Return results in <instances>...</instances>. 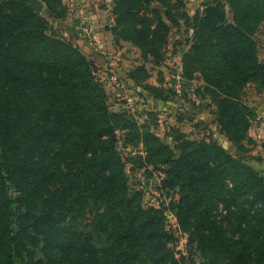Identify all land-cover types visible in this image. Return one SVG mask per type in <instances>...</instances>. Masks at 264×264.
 Instances as JSON below:
<instances>
[{
    "label": "trees",
    "instance_id": "16d2710c",
    "mask_svg": "<svg viewBox=\"0 0 264 264\" xmlns=\"http://www.w3.org/2000/svg\"><path fill=\"white\" fill-rule=\"evenodd\" d=\"M16 1L0 0V264H185L166 247L167 234L156 217L159 212L143 210L129 191L117 152L112 114L89 62L74 49L50 41L43 21ZM149 1L136 0L135 7ZM223 1L228 2L233 15V25H224L232 31L225 34L224 46L229 49L233 37L244 44L245 38L254 34L264 5L238 7L236 0ZM158 2L162 4V0ZM8 5L13 9L6 15ZM153 12L159 16L160 12ZM203 19L208 25L214 24L208 15ZM190 40L192 44L183 56L184 66L200 41L197 29ZM240 42L235 54L227 49L225 57L232 55L234 60L229 61L228 72L216 70L222 77L224 73L233 77H240L241 72L263 73L257 64H236L237 59L253 64L255 59ZM128 79L139 84L133 73ZM229 79L237 90L254 82L253 78L242 82ZM145 86L151 92L152 87ZM210 86L218 98L221 94L222 102L237 105L232 122L240 125V121H248V108L239 95H229L222 84L212 82ZM216 115L222 132L229 134L219 110ZM144 134H137L140 143H145L142 138L154 141L166 155L155 165L180 164L199 146L198 153L204 157L205 148L210 151L212 166L222 172L217 184L214 177L208 181L204 176L194 179L191 195L195 198H186L191 206L188 218L193 220L192 235L200 244L201 264H264V178L216 144L184 142L178 137L171 149L151 132ZM145 148L150 151L147 145ZM55 164V173L47 169ZM59 175L74 177L75 186L79 183L85 187L102 209L96 219L108 233L103 252L95 249L91 237L76 227L53 226V212L61 206L56 201ZM226 176H231L230 182ZM228 184H232L229 191ZM12 186L16 195L11 194ZM185 203L179 201V209ZM218 204L227 208L224 216L215 213ZM177 217L181 224L187 222L182 214ZM40 244L54 253L52 261L27 262L24 249Z\"/></svg>",
    "mask_w": 264,
    "mask_h": 264
},
{
    "label": "rangeland",
    "instance_id": "374dc122",
    "mask_svg": "<svg viewBox=\"0 0 264 264\" xmlns=\"http://www.w3.org/2000/svg\"><path fill=\"white\" fill-rule=\"evenodd\" d=\"M20 1L43 21L50 41L74 49L89 62L112 114L117 152L130 193L143 210L152 208L159 212L156 217L167 234L166 247L175 259L183 258L185 264H201L200 244L198 237L192 235L193 220L188 218L191 206L186 198H195L191 195L194 179L204 176L208 181L214 177L217 184L222 172L212 166L214 159L210 151L205 148L204 157L198 153L199 146L192 149L193 156L180 164L155 165L166 155L163 150L159 151L154 141L142 138L145 143H140L137 134L151 132L171 149L178 137L184 142L216 144L225 154L264 178V9L257 16L260 22L256 33L247 36L244 44L235 37L228 44L235 54L240 47L238 42L242 43L245 52L255 58L254 64L245 59L242 62L237 59L236 64H257L263 73L241 72L240 77L224 73L222 77L216 70L228 72L232 59V55L225 57L228 48L224 46L225 34L232 31L224 25H233L232 9L223 0H162V4L150 0L139 8L135 7L136 0ZM236 2L238 7L264 5V0ZM8 6L6 15L13 9L12 5ZM154 10L160 12L159 16ZM205 15L214 24L208 25L203 19ZM194 29L198 30L200 41L184 66L183 56L192 44ZM214 38L219 41H210ZM112 73L118 78L116 84L108 81ZM131 73L139 79V84L128 79ZM229 78L237 82L253 78L254 82L237 90ZM176 82L182 86L179 92L175 91ZM212 82L222 84L231 96L239 95L248 108V121H240V125L232 122L237 105L222 102L221 94L218 98V93L211 88ZM145 85L152 87L151 92L146 91ZM217 110L229 134L222 132ZM125 143L127 147L123 148ZM175 157H179V152H175ZM45 163L49 164L50 160ZM56 167L58 164L47 169L52 168L55 173ZM193 168L198 170L193 171ZM230 177L225 179L229 181ZM59 179L56 201L61 206L53 212V226L76 227L91 237L95 249L103 252L108 233L96 219L102 209L95 205L94 197L85 187L79 183L75 186L74 177L65 179L59 175ZM162 184H166L165 187ZM229 188L232 184L226 186L227 191ZM10 190L16 195L14 186ZM182 199L186 203L179 209L177 204ZM226 210L224 205L218 204L215 213L224 216ZM179 213L187 222H179ZM26 241L28 243L29 239ZM24 255L27 262L41 259L50 263L54 257L43 244L27 246Z\"/></svg>",
    "mask_w": 264,
    "mask_h": 264
},
{
    "label": "built area",
    "instance_id": "2783aa9c",
    "mask_svg": "<svg viewBox=\"0 0 264 264\" xmlns=\"http://www.w3.org/2000/svg\"><path fill=\"white\" fill-rule=\"evenodd\" d=\"M108 81L112 84H116L118 83V78L114 75V73H112L109 77H108ZM182 88V86L180 85L179 82L175 83V91L179 92L180 89Z\"/></svg>",
    "mask_w": 264,
    "mask_h": 264
},
{
    "label": "crops",
    "instance_id": "0c3cea01",
    "mask_svg": "<svg viewBox=\"0 0 264 264\" xmlns=\"http://www.w3.org/2000/svg\"><path fill=\"white\" fill-rule=\"evenodd\" d=\"M107 65V67H110L111 65H108V64H106ZM166 102V101H165ZM165 102H163V103H165ZM166 103H169V102H166Z\"/></svg>",
    "mask_w": 264,
    "mask_h": 264
}]
</instances>
